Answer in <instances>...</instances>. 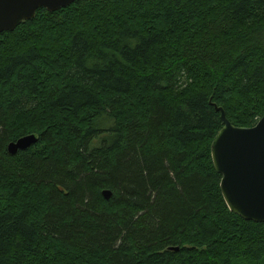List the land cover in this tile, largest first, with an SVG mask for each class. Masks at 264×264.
Here are the masks:
<instances>
[{"label":"trees","instance_id":"1","mask_svg":"<svg viewBox=\"0 0 264 264\" xmlns=\"http://www.w3.org/2000/svg\"><path fill=\"white\" fill-rule=\"evenodd\" d=\"M217 106L264 116V0H78L0 34V264H264Z\"/></svg>","mask_w":264,"mask_h":264},{"label":"water","instance_id":"2","mask_svg":"<svg viewBox=\"0 0 264 264\" xmlns=\"http://www.w3.org/2000/svg\"><path fill=\"white\" fill-rule=\"evenodd\" d=\"M78 0H0V34L15 30L22 22L33 19L40 8L57 11ZM221 112L223 127L212 144V157L222 174L221 189L232 211L247 220L264 222V116L253 127L234 126L225 110ZM38 142L30 134L11 142V153ZM109 199L111 191L105 190Z\"/></svg>","mask_w":264,"mask_h":264}]
</instances>
